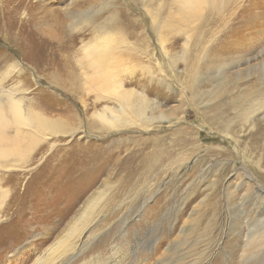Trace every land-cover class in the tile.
<instances>
[{"label":"rangeland","instance_id":"rangeland-1","mask_svg":"<svg viewBox=\"0 0 264 264\" xmlns=\"http://www.w3.org/2000/svg\"><path fill=\"white\" fill-rule=\"evenodd\" d=\"M220 2L213 0L200 20L188 23L174 0H0L2 99L12 94L29 104L30 97L54 94L83 121L73 138L58 134L30 151L26 167H0V264L57 261L68 239L71 247L56 264L109 260L112 248L122 264H156L182 239L167 264H201L200 226L210 230L214 244L206 264H264V246L255 247V235L225 204L235 207L247 193L253 181L239 190L235 185L249 175L264 186V109L252 116L260 119L259 134L244 125L264 102V0H246L233 13L219 11ZM103 38L123 39L130 48L124 52L148 65V71L135 69L129 81L157 102L149 115L165 119L149 129L128 126L105 134L89 127L92 111L85 116L72 103L79 79L54 75L53 64L70 60L77 71L86 47ZM87 87L83 81V93ZM47 113L78 127L61 110ZM16 141L27 147L20 138L6 136L4 142ZM149 143L159 149L153 171L132 179L126 156L152 151ZM90 144L103 151L89 152ZM55 152L59 160L52 158ZM102 191L105 198L83 225ZM226 191L237 194L233 203ZM138 234L156 238V248L137 241Z\"/></svg>","mask_w":264,"mask_h":264},{"label":"bare ground","instance_id":"bare-ground-1","mask_svg":"<svg viewBox=\"0 0 264 264\" xmlns=\"http://www.w3.org/2000/svg\"><path fill=\"white\" fill-rule=\"evenodd\" d=\"M174 1L182 18L184 15L185 20L188 23H191L194 19L200 20L199 17L201 10L213 0ZM245 1L246 0H221L219 3V6L221 5L219 11L225 12L230 9L231 13L236 12L242 7ZM240 14H242V12ZM223 25H225V23ZM115 40V38H106L105 40L103 38L101 43L88 47V50L86 47V51L83 53L85 56L76 60L78 64V68L76 67L77 71L75 67L71 65L72 62L70 60L60 59L59 61H55L56 63L53 64L55 67L54 75H57L58 77L65 75L70 78L79 79L77 82L81 85L76 82L74 83L75 91L72 93V103H78L81 106V114H84L85 116L89 115L92 111L91 116L93 118H90L91 122L89 127L92 130H97L100 134H105V132L108 133V130L110 129H124L128 126L148 128L151 123L155 122V120L166 118L162 114L161 116L153 114L149 115L150 112L152 113L154 110L158 109L159 106L157 102L150 98L147 94L148 92H146L144 88L142 90L134 88L133 85L135 83L132 84L129 81L130 76L132 77L134 75L135 69L148 71V65L140 59L137 58V60L136 57H132L131 54L124 52L123 48L130 49L126 46V41L123 39L118 41ZM87 56H91V58L88 59ZM72 67L73 70L71 69ZM83 81L88 83L87 94L82 91ZM1 94H3V92H1ZM5 96L6 97L2 99L0 95V167L2 169H22L26 167L29 162V152L35 150V148L42 142H46L45 144H47V139L58 134L73 138L80 131L81 127L83 128V121L80 120V116L74 110L73 105L68 100L59 98L54 94H48L46 97H34V99L30 97L28 98L29 104L26 103V100L23 97L17 98L12 94ZM35 98L40 100L36 101ZM263 109L264 102L258 103L253 107L244 120V125L249 124V126H252L251 128H256V133L260 131L259 127L261 123L260 119L257 120L252 116L254 114L256 115V113H261ZM46 110H61L65 114L64 117L78 122V127H71L69 123H67L69 121L65 118L62 119V117L47 115L48 113ZM10 132H13V135H10ZM6 136L12 140H15L16 138L22 139L27 144V147L23 148L19 141L12 144L5 143L4 141L6 140ZM100 145L90 144L87 149L89 152H92L93 150H100V152H102L103 150L101 149L103 147ZM149 145L153 148L150 152L140 150L139 152H130V154L126 156L124 163L130 164L128 168L132 179L136 173L142 172L144 175L153 171V164L158 157L159 149L156 147V144L153 145V143H149ZM41 149H43V146ZM51 156L52 158H55V160H59L62 157H59L58 152L51 154ZM118 156L119 157H115L114 159L115 165L120 162L121 155ZM110 158L113 159V157ZM12 159L14 161H12ZM82 160L80 157L74 161L81 162ZM90 163L95 164L92 162ZM251 181H253V183L250 185L249 189H247V193L244 192L239 200L237 199L238 202L235 204L236 208L227 200L225 204L228 210L232 209L231 211H233L230 216H236V218H240L245 221L248 228L251 230V234L255 235L254 239L257 240L255 247H259V250H262V247L264 246V225L259 223L264 222V186L259 184L254 177L249 175L246 179H242L238 185H235V190L236 188L239 190L240 187H246ZM226 189H230L229 185ZM250 191L255 193H251ZM105 196V191H102L101 193L99 192V196L92 201L93 211L85 216L86 221L83 225L93 217L95 208L103 201ZM227 196L228 197H226V199H231L233 203L237 194L229 191L227 192ZM255 198H258L260 203H256L252 200ZM2 212V207H0V219ZM256 225H258V228L260 229L258 233H256L255 230L257 229V227L255 228ZM200 229L204 230L202 235H200L199 241L200 247H203H201L200 253L202 259H200V261L201 264H206L214 258V252H212L214 251L212 248L214 244L210 243V230L208 228H202V226H200ZM76 230L78 229H74V232H77ZM155 240L157 241L156 238L149 239V237L144 240L142 237H139L138 234L137 241H141L144 246H149L150 249L156 248L157 242ZM70 241L71 239L61 242L58 249L59 252L57 253V261L61 259L67 251H69L71 247L69 245ZM173 243H175V245L169 247L166 250V253L161 256V259L156 260V264H167L170 261L169 256L172 255L173 257L176 247L184 244L185 240L182 239L179 242L174 240ZM192 246L190 245L183 248L182 250L186 251L183 254H189L188 252ZM112 251L113 252L110 255L109 260L103 259V256H97L96 258H93L89 262H85L83 264H122L124 258L119 256L120 253L118 250L116 248H112ZM181 256H183L182 259H185V255ZM245 256L247 255H244V257ZM57 261L56 256H54L53 258L48 259V262L45 261L41 263L37 261L34 264H56L55 262Z\"/></svg>","mask_w":264,"mask_h":264}]
</instances>
